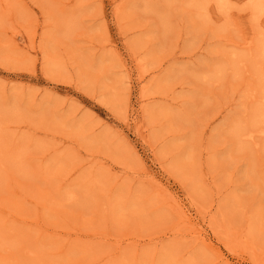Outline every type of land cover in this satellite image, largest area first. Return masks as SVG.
Segmentation results:
<instances>
[{
    "label": "rangeland",
    "instance_id": "1",
    "mask_svg": "<svg viewBox=\"0 0 264 264\" xmlns=\"http://www.w3.org/2000/svg\"><path fill=\"white\" fill-rule=\"evenodd\" d=\"M263 1L0 0V264H264Z\"/></svg>",
    "mask_w": 264,
    "mask_h": 264
},
{
    "label": "bare ground",
    "instance_id": "2",
    "mask_svg": "<svg viewBox=\"0 0 264 264\" xmlns=\"http://www.w3.org/2000/svg\"><path fill=\"white\" fill-rule=\"evenodd\" d=\"M260 1H261V0H260ZM262 1H263V0H262ZM263 2H264V1H263ZM253 3H254V2H253ZM260 3H261V2H260ZM257 6L259 7V5H257ZM261 8H262V7H261ZM262 10H263V9H262ZM225 23H226V22H225ZM248 55H249V54H248ZM247 63H248V62H247ZM21 121H22V120H21ZM29 123H30V122H29ZM32 126H33V125H32ZM7 145H8V143H7ZM2 150H3V149H2ZM17 152H18V151H17ZM1 153H2V152H1ZM12 154H13V153H12ZM18 154H20V153H18ZM21 154H22V153H21ZM0 155H1V154H0ZM8 155H9V154H8ZM22 155H23V154H22ZM3 157H4V154H3ZM14 158H15V157H14ZM14 158H13V159H14ZM8 161H9V160H8ZM8 161H7V162H8ZM14 161H15V160H14ZM21 162H23V161H21ZM1 163H2V159H1V156H0V164H1ZM18 164H19V163H18ZM18 164H17V165H18ZM1 165H2V164H1ZM1 165H0V168H1ZM15 165H16V163H15ZM15 165H14V166H15ZM2 166H3V165H2ZM4 166H5V165H4ZM20 166H21V165H20ZM24 166H25V165H24ZM25 167H26V166H25ZM25 167H24V169H25ZM22 168H23V167H22ZM2 170H3V169H2ZM9 172H10V171H9ZM19 172H20V171H19ZM28 174H29V173H28ZM21 176H22V175H21ZM142 224H143V223H142ZM39 254H40V253H39ZM39 257H40V256H39ZM40 259H41V258H40Z\"/></svg>",
    "mask_w": 264,
    "mask_h": 264
}]
</instances>
